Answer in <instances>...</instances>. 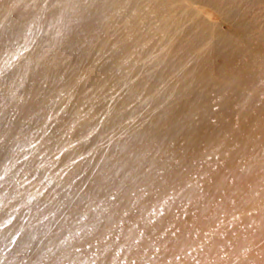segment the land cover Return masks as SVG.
Wrapping results in <instances>:
<instances>
[{
    "label": "bare ground",
    "instance_id": "6f19581e",
    "mask_svg": "<svg viewBox=\"0 0 264 264\" xmlns=\"http://www.w3.org/2000/svg\"><path fill=\"white\" fill-rule=\"evenodd\" d=\"M116 1L0 0V146L13 115L87 73L85 50ZM187 1L150 10L162 19L153 34L178 39L160 78L215 39L206 56L1 230L0 264H264V0ZM198 6L221 18L216 27Z\"/></svg>",
    "mask_w": 264,
    "mask_h": 264
},
{
    "label": "rangeland",
    "instance_id": "374dc122",
    "mask_svg": "<svg viewBox=\"0 0 264 264\" xmlns=\"http://www.w3.org/2000/svg\"><path fill=\"white\" fill-rule=\"evenodd\" d=\"M132 1L118 0L114 3L96 38L85 50L84 64L89 61V53L92 55L86 74L77 78L78 73H75L66 84L53 89L23 119L13 115L16 129L7 131L6 144L0 146V232L65 179L81 160L108 147L131 128L137 127L151 113L160 95L196 69L215 40L197 44L193 48L196 49L192 53L194 55L184 57L183 65L160 78L161 69L178 39L171 35L165 41L160 30L153 34L162 19L151 17L150 12L163 0L138 4L140 10L136 5L140 13L138 11L135 15L127 12ZM183 1L187 7L188 1ZM197 8L202 11L201 14L208 16L209 25L216 27L221 21L217 14L209 13V9ZM155 19L157 21H153ZM106 20L111 23L108 29L105 27ZM189 23L187 21L184 28ZM177 24L176 20L173 28ZM226 26L227 23L224 24ZM197 49L200 51L197 52ZM113 64H118V67H110ZM89 76L94 77L87 92L89 96L73 103L77 94L82 93ZM74 78L79 83L69 88ZM14 258L19 259V255Z\"/></svg>",
    "mask_w": 264,
    "mask_h": 264
}]
</instances>
